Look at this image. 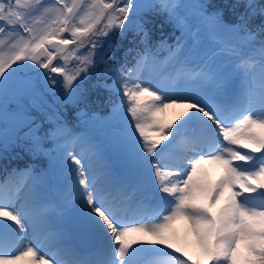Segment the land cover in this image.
Instances as JSON below:
<instances>
[{"label": "snow or ice", "instance_id": "obj_1", "mask_svg": "<svg viewBox=\"0 0 264 264\" xmlns=\"http://www.w3.org/2000/svg\"><path fill=\"white\" fill-rule=\"evenodd\" d=\"M100 89L103 139L73 133ZM9 144L61 189L32 167L0 180V264H264V0H0Z\"/></svg>", "mask_w": 264, "mask_h": 264}, {"label": "trees", "instance_id": "obj_2", "mask_svg": "<svg viewBox=\"0 0 264 264\" xmlns=\"http://www.w3.org/2000/svg\"><path fill=\"white\" fill-rule=\"evenodd\" d=\"M213 3L216 4H222L224 0H212ZM213 10V9H212ZM229 22L233 18L228 17L227 18ZM259 20L257 19L254 21L255 24H259ZM146 27L149 28L151 36H152V43L154 44L158 39H168L170 36V33L172 31L171 27L169 25H161V22L159 19L154 20L152 23L146 25ZM178 34V33H177ZM132 34L129 33L128 39H131ZM113 42L117 44V49H116V60L113 61L111 59L112 53H107L106 58L109 59V62H116L117 65L119 66L120 63H123L122 60V54L124 47H127V41L123 42V47H121V41L120 38L113 37ZM171 39H169V43H171ZM132 61L131 58H129V65H131ZM103 65L99 66V69H102ZM91 83L95 82L96 77L93 76ZM109 83L111 81L109 80ZM91 84L89 82L86 83L85 87H90ZM108 96V93L102 89L100 90H95L92 92V95L90 97L91 99V104L87 107V112L89 115H91V122H96L95 124V129L91 130L90 129V122L88 124H82L80 121H78L75 117V110L69 108V116H68V126L69 129L73 132L74 131H80L81 134H87L89 136H98L99 138L103 139L104 134H105V128L103 125L109 121L110 119H107L110 117L109 112L110 109L107 105L106 98ZM81 108H84L85 105H80ZM34 115H37L36 113H33ZM101 133V134H100ZM50 147V144L48 145ZM27 158H30L34 160L27 152H25L23 149L17 147L16 145L9 144L7 151H3L2 145H0V173L3 171L5 166H8L12 159L14 160H20V162H25ZM46 158L42 160H38L42 162L45 167H47V162L45 160Z\"/></svg>", "mask_w": 264, "mask_h": 264}, {"label": "rangeland", "instance_id": "obj_3", "mask_svg": "<svg viewBox=\"0 0 264 264\" xmlns=\"http://www.w3.org/2000/svg\"><path fill=\"white\" fill-rule=\"evenodd\" d=\"M73 47H75V45H73ZM55 62H58V61H54V63H55ZM91 81H92V79H91L90 81H88V82H89L90 84H92ZM11 108H15V105H11ZM241 151H243V150L241 149ZM218 177H219V176H215V177L213 178V180L217 179ZM54 223H56V222H54ZM177 227L179 228L180 226L178 225ZM29 235H30V234H29ZM191 251H194V249H191L190 252H191Z\"/></svg>", "mask_w": 264, "mask_h": 264}]
</instances>
